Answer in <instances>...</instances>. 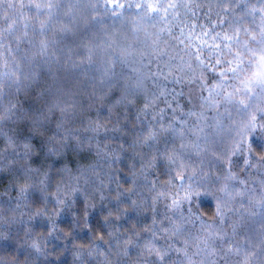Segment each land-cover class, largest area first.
Segmentation results:
<instances>
[{
    "label": "snow or ice",
    "instance_id": "6c2138e0",
    "mask_svg": "<svg viewBox=\"0 0 264 264\" xmlns=\"http://www.w3.org/2000/svg\"><path fill=\"white\" fill-rule=\"evenodd\" d=\"M61 13L68 20L57 27ZM108 16L125 18L130 29L106 36L103 46L59 47L81 23ZM22 46L28 52L18 62ZM66 59L76 67L101 63L86 101L50 85L39 108L24 109L20 94L41 80L54 84ZM13 85L15 94L6 95ZM81 130L92 137L82 140ZM257 140L264 141V0H0V197L7 193L23 209L8 214L0 206V244L11 241L12 222L27 217L28 247L49 264H57L55 243L72 244L75 229L92 238L73 264H88L85 257L264 264V212L256 239L240 231V221L264 209ZM73 141L78 152L94 150L96 162L56 171L48 161ZM117 165L131 173V190ZM207 197L216 201L211 223L197 207ZM62 217L70 218L67 229Z\"/></svg>",
    "mask_w": 264,
    "mask_h": 264
},
{
    "label": "trees",
    "instance_id": "16d2710c",
    "mask_svg": "<svg viewBox=\"0 0 264 264\" xmlns=\"http://www.w3.org/2000/svg\"><path fill=\"white\" fill-rule=\"evenodd\" d=\"M65 4L75 3V0H64ZM79 16V13H77ZM68 20V17L61 13L59 17V23L56 25L60 27L64 25ZM131 27V24L125 18H118L108 16L106 17L102 23L89 25L87 28L80 24V30L77 36L75 37H68V38H60L62 39V43L59 45L61 48H72L77 51H83L82 49H78L77 45L81 42H88L91 41L92 43H100L102 46L104 44V39L106 36H112L117 33L127 32ZM147 27V26H146ZM27 48L22 46L20 53L15 54L16 58L19 62L20 57H23L27 54ZM63 55V54H61ZM81 57L79 55L75 56V60H79ZM138 71H146L141 65H136ZM22 70L27 73L28 69L24 64H21ZM116 72L120 73L122 71L121 67L118 65L116 67ZM124 72L129 71V69L125 66L123 68ZM152 71H156L155 65L152 67ZM86 73V75H85ZM44 75L47 76L46 69L44 71ZM58 79L53 84L51 79L41 80L39 87L36 85L32 86L31 91L27 95L20 94L21 103L24 106V109H28L29 107L33 109H37L40 107L42 101L39 99L41 89L52 86L53 91L59 89L62 93H68L69 97L72 98L73 94L75 98L86 101L87 92L92 91L91 85L95 83L100 76L102 75V68L101 63H97L95 66L89 68L87 64L80 65L76 67L72 60H65L64 66L61 70L56 74ZM6 95H14L15 94V86L13 85L11 89H9ZM11 95L9 98H11ZM198 102V101H197ZM183 103V101H182ZM191 107V105H189ZM85 115L95 116V110L88 111L85 108ZM209 116L214 115V113H208ZM77 127H80L79 121H77ZM80 138L82 140H88L92 137L91 132H85L81 130L79 132ZM111 136V134H109ZM99 139L104 140L105 137L101 135ZM130 139V137H129ZM258 144H264V141L257 140ZM97 157L95 156L94 150L93 151H84L78 152L76 150V143L73 141L66 154L53 157L51 160L48 161L49 164H52L56 171L68 166L72 169L81 166H87L88 164L95 163ZM100 164L103 166L104 161L101 160ZM117 167L121 168V176H120V183L124 185V190L129 191L133 187V184L130 182L132 179L131 173L121 165H117ZM254 171V172H253ZM250 179L259 180L260 177L256 175V170H253ZM162 179H166V177H162ZM125 181H129L125 184ZM138 183H143V177H139ZM4 191V189L0 188V192ZM7 193H4V198L0 197V206L3 207V210L8 214H17L19 211H23V209L15 210L14 208V201L8 200ZM111 203V202H109ZM197 207L200 210L202 216H205L209 223L212 222V218L216 211V201L213 200L211 197H207L202 199ZM163 211V209L161 208ZM250 211V209H248ZM257 215L255 216H247L246 219L240 221V231L244 234L252 236L253 239H256L261 233V215L260 213L264 212V209L256 208ZM150 216V214H149ZM95 219V218H94ZM28 223L27 217H25L24 221H15L12 222L11 227L8 229L9 234L11 235V241H6L4 244H0V264H49V260L45 259L43 255L35 254L30 247H28V242L25 240V232L26 224ZM61 223L65 227L68 228L70 224L69 217H62ZM150 223V220H149ZM41 229L37 230V235H39L43 231V224L44 221L41 220ZM7 227V225H5ZM98 231V229H97ZM73 235L76 237L72 244H68L67 247H64L62 243H55V241H49V247H52L51 243H55V247L60 249L56 252V260L57 264H73L74 256L76 254L77 249L87 250L89 246V241L92 238V233L88 232L86 229H75L73 231ZM105 241H107V237H105ZM107 244L105 243L101 247V251L103 248H106ZM95 253H93V256ZM103 254L101 255V260H103ZM115 261V257L112 258ZM88 264H96V260L91 257H85Z\"/></svg>",
    "mask_w": 264,
    "mask_h": 264
},
{
    "label": "rangeland",
    "instance_id": "374dc122",
    "mask_svg": "<svg viewBox=\"0 0 264 264\" xmlns=\"http://www.w3.org/2000/svg\"><path fill=\"white\" fill-rule=\"evenodd\" d=\"M253 170H255V169H253ZM253 170H252V171H253ZM253 172H254V171H253Z\"/></svg>",
    "mask_w": 264,
    "mask_h": 264
}]
</instances>
